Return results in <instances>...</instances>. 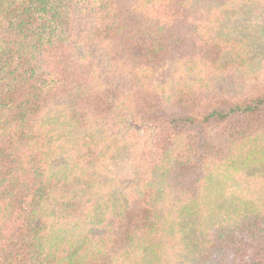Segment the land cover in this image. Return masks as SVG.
<instances>
[{"label":"trees","instance_id":"1","mask_svg":"<svg viewBox=\"0 0 264 264\" xmlns=\"http://www.w3.org/2000/svg\"><path fill=\"white\" fill-rule=\"evenodd\" d=\"M0 264H264V0H0Z\"/></svg>","mask_w":264,"mask_h":264}]
</instances>
